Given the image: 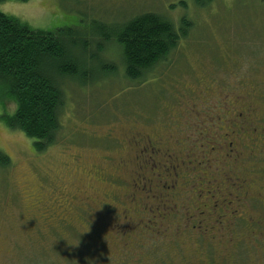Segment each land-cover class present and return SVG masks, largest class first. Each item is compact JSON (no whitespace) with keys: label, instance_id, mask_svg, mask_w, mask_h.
<instances>
[{"label":"rangeland","instance_id":"obj_1","mask_svg":"<svg viewBox=\"0 0 264 264\" xmlns=\"http://www.w3.org/2000/svg\"><path fill=\"white\" fill-rule=\"evenodd\" d=\"M204 1L0 4L77 34L82 74L44 152L1 120L17 104L0 90V264H264V0ZM145 12L190 26L139 84L113 36Z\"/></svg>","mask_w":264,"mask_h":264},{"label":"trees","instance_id":"obj_2","mask_svg":"<svg viewBox=\"0 0 264 264\" xmlns=\"http://www.w3.org/2000/svg\"><path fill=\"white\" fill-rule=\"evenodd\" d=\"M10 1L29 0H0V4ZM194 3L207 6L204 0ZM180 24L176 26L160 14L145 12L118 28L113 37L121 48L125 78L141 84L161 63L170 60L180 40L188 37L185 28L190 22L183 19ZM80 44L73 31L31 30L0 12V90L17 104L16 112L12 116L4 114L1 120L10 130L32 139L37 152L58 143L65 104L63 81L77 80L82 75L71 51L72 45ZM11 169V158L0 151V171L8 173Z\"/></svg>","mask_w":264,"mask_h":264},{"label":"flooded vegetation","instance_id":"obj_3","mask_svg":"<svg viewBox=\"0 0 264 264\" xmlns=\"http://www.w3.org/2000/svg\"><path fill=\"white\" fill-rule=\"evenodd\" d=\"M243 138H244V137H243ZM247 139H248V138H246V140H247ZM145 141H146V140H145ZM150 141H151V139H150V137H148L147 144L150 143ZM232 144H233V143H232ZM232 146H233V145H232ZM246 146H247V145H246ZM246 146H245V147H246ZM253 231H254V233H256L255 230H253Z\"/></svg>","mask_w":264,"mask_h":264}]
</instances>
